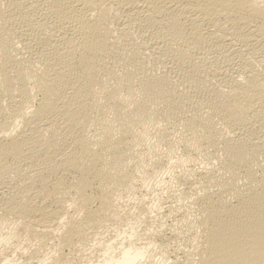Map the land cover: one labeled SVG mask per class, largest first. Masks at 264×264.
I'll return each mask as SVG.
<instances>
[{"label":"bare ground","instance_id":"obj_1","mask_svg":"<svg viewBox=\"0 0 264 264\" xmlns=\"http://www.w3.org/2000/svg\"><path fill=\"white\" fill-rule=\"evenodd\" d=\"M0 264H264V0H0Z\"/></svg>","mask_w":264,"mask_h":264},{"label":"rangeland","instance_id":"obj_2","mask_svg":"<svg viewBox=\"0 0 264 264\" xmlns=\"http://www.w3.org/2000/svg\"><path fill=\"white\" fill-rule=\"evenodd\" d=\"M230 67L231 66H234L233 64H230L229 65ZM229 66H227V68H225L226 69V71H228V72H226L225 71V69L224 68H219L220 70H219V72L223 75V76H231V74L230 73H232V75H234V70H237V68H232V70H231V68H228ZM228 69H230V71L228 70ZM234 69V70H233ZM226 72L225 74H223L224 73V71ZM232 71V72H231ZM234 71V72H233ZM230 72V73H229ZM230 74V75H229ZM179 121H177V123H178ZM178 131V130H177ZM179 131H180V129H179ZM178 131V132H179ZM183 147V148H182ZM178 148V147H177ZM178 150V151H177ZM176 150V153H178V154H180V152L181 153H189V152H191L194 156H193V158L189 161V163L187 164V166L188 167H191V168H189V169H192V168H194L193 170H195V169H197V168H201L202 166H205L207 163H208V161L206 160L207 158H205L206 156H205V154H202V152L203 151H201L198 155H197V153H195L194 154V152H192V151H188V152H186V148H184V146H181V145H179V149H177ZM183 150H185V151H183ZM204 153V152H203ZM203 155V157H201ZM196 156V157H195ZM203 161V162H202ZM199 164H200V166H199ZM211 166V165H210ZM170 178H168V180H169ZM198 186V187H197ZM194 187H195V185H194ZM186 188V186H185V184H181V183H178V189H185ZM195 188H197V190H200V189H202V187H201V184L200 183H196V187ZM196 190V189H195ZM195 190H194V192H195ZM176 192H179V191H176ZM158 193V192H157ZM168 194H170V193H167V195H166V193H165V195H166V197H168V198H166V201H167V203L166 202H164L163 203V211H164V213L166 214V217H165V219H164V221H165V224L168 226V227H171L172 225H175L176 223H177V220H181L182 218L184 219V213L182 212V211H174V213L172 212V213H170V211H169V207H170V205L169 204H171V202L169 201V200H174L173 199V197H169L168 196ZM153 195V194H152ZM164 195V196H165ZM171 195V194H170ZM175 201V200H174ZM169 206V207H168ZM182 212V213H181ZM183 216V217H182ZM182 217V218H181ZM177 218V219H176ZM187 220V219H186ZM173 223V224H172ZM185 224V222H180V226L182 225V224ZM169 224V225H168ZM166 226V227H167ZM180 226H178V231L180 232V230H182V228L180 227ZM111 232V231H110ZM112 233V232H111ZM112 234H114V233H112ZM112 234H110L109 236H111ZM180 243V241L179 242H176V244H179ZM175 244V247L177 248V245ZM184 245H186V243H184ZM182 247H184V246H182ZM20 250L18 251V254H20ZM65 252L66 253H70V250H68V249H66L65 250ZM21 261H24V258H21Z\"/></svg>","mask_w":264,"mask_h":264}]
</instances>
